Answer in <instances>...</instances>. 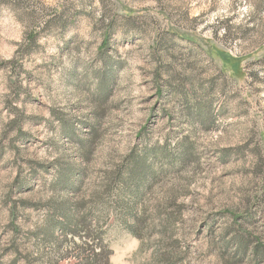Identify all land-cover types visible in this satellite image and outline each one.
Instances as JSON below:
<instances>
[{"label":"rangeland","instance_id":"rangeland-1","mask_svg":"<svg viewBox=\"0 0 264 264\" xmlns=\"http://www.w3.org/2000/svg\"><path fill=\"white\" fill-rule=\"evenodd\" d=\"M0 257L264 264V0H0Z\"/></svg>","mask_w":264,"mask_h":264},{"label":"trees","instance_id":"trees-1","mask_svg":"<svg viewBox=\"0 0 264 264\" xmlns=\"http://www.w3.org/2000/svg\"><path fill=\"white\" fill-rule=\"evenodd\" d=\"M240 238V237H239ZM257 251V250H256ZM105 253V262L107 263L108 261V257H109V254L110 252H104ZM103 255V252H99L97 254H95L94 258L95 259H98L99 257H101ZM0 264H1V257H0ZM10 264H15L14 261H12Z\"/></svg>","mask_w":264,"mask_h":264}]
</instances>
